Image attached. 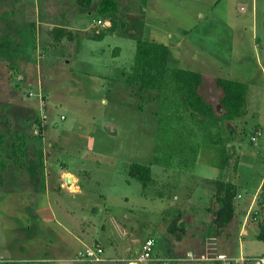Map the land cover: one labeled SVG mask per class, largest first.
Returning a JSON list of instances; mask_svg holds the SVG:
<instances>
[{
    "label": "rangeland",
    "instance_id": "rangeland-1",
    "mask_svg": "<svg viewBox=\"0 0 264 264\" xmlns=\"http://www.w3.org/2000/svg\"><path fill=\"white\" fill-rule=\"evenodd\" d=\"M117 1L121 10L113 32L92 40L83 36L87 25L100 30L108 24H96L72 0H0V133L6 138L0 151L5 162L0 167V261L61 264L63 255L38 260L40 254L25 252L21 237L22 232L36 234L33 213L43 209L30 198L52 194L51 214L49 208L43 212L55 214L56 222L62 221L59 214L74 221L85 244L114 248L117 260L112 264H127L124 258L138 251L144 237L154 239L161 256L181 258L189 252L193 258L175 264H207L200 261L206 252H199V245L214 230L207 210L214 184L201 182L198 175L227 176L238 193L248 195L244 184L256 183L262 173L264 0ZM56 26L77 28L80 44L54 42ZM137 39L165 44L170 67L201 73L206 84L213 77L244 83L246 113L199 127L178 111L180 104L168 91L138 95L126 82ZM114 47L120 49L117 54ZM216 132L219 143L201 141L203 136L215 138ZM19 137L26 157L18 160L24 158L25 168L9 170L6 178V162L9 167L12 161L4 150L12 141L19 143ZM227 146L232 155L223 165L220 154ZM39 159L40 183L36 171H30V178L26 170L37 169ZM130 163L150 167L152 181L145 188L127 175ZM51 164L85 170L79 193L60 194L49 183L43 186L42 173ZM227 227L224 241L213 245L215 254H225L226 244L232 255L238 249L249 256L264 250V240L254 238L250 227L242 236L233 224ZM129 237L137 241L123 247Z\"/></svg>",
    "mask_w": 264,
    "mask_h": 264
},
{
    "label": "trees",
    "instance_id": "trees-1",
    "mask_svg": "<svg viewBox=\"0 0 264 264\" xmlns=\"http://www.w3.org/2000/svg\"><path fill=\"white\" fill-rule=\"evenodd\" d=\"M13 1L17 2L18 0ZM72 3L92 21L97 19L109 21V26L104 29H92L87 35L89 39L100 40L105 33L113 32L121 10L117 0H72ZM127 8V6H123L122 10ZM79 38L76 32H72L66 27L56 26L52 29L51 39L56 43H60L61 40L79 42ZM167 63L168 47L165 44L137 39L134 41L132 61L126 74V82L135 88V92L140 96L150 90L168 91L171 100L173 98L178 100L177 102L180 104L176 106L178 111L181 114L186 113L189 123H198L199 127L203 124L210 125L214 121H233L246 113V87L244 83L229 78L213 77L206 84L201 73L187 68L170 67ZM216 105L219 107V111L215 110ZM177 117L182 118V116ZM196 117L201 121L198 120L197 122ZM218 131L220 132L219 126ZM219 132H216L215 138L203 136L201 141H208L212 144L218 143L221 140ZM19 138V143L12 141L11 148L4 150V152L6 157L13 162H11L13 167L23 169L25 168L23 160L26 153L21 148L24 138ZM5 141V136L0 133V151H3L2 144ZM19 155L24 156L22 161L18 160ZM231 155V147L229 151L223 150L220 155L221 163L223 165L228 164ZM38 156H41L40 150ZM7 164L6 162V170L11 166L7 167ZM39 164H41V160ZM4 166L5 162L0 161L1 169H4ZM127 175L138 180L142 188H145L152 181L150 167L145 164L130 163ZM213 184L211 200L216 204V209L212 212L211 221L218 230L227 227L235 216L237 193L236 185L229 179H215ZM249 216L256 220L257 239L264 240V194L258 195ZM180 229L182 230V228ZM0 264H17V262L1 260Z\"/></svg>",
    "mask_w": 264,
    "mask_h": 264
},
{
    "label": "crops",
    "instance_id": "crops-1",
    "mask_svg": "<svg viewBox=\"0 0 264 264\" xmlns=\"http://www.w3.org/2000/svg\"><path fill=\"white\" fill-rule=\"evenodd\" d=\"M108 26H109V22H108ZM62 27H64V26H62ZM87 28H89L88 33H90V31H92V28L88 25L85 29H87ZM67 29L71 30L72 32H76V33L78 31L77 28L67 27ZM88 33H84L83 36L86 37ZM87 39H88V37H87ZM80 41H81V39L79 40L78 44H80ZM62 42H63V40L60 41V43H62ZM78 44H77V46H78ZM119 51H120V49L118 47H114L112 49L113 54L114 53L117 54ZM74 56H76L75 52H74ZM169 56H170V54L168 52V59H169ZM118 69L121 70L120 68H118ZM256 132H258V131H256ZM254 140H255V137H254ZM257 151L260 152V149L258 148ZM230 159H231V157L228 159V162L230 161ZM67 165L68 164L63 165V166H61V165L60 166H53V164H51L50 166H47L45 170L43 168V170H44L42 173V177L44 178L42 180L43 186H45L44 184H46V186H47L49 183V186H51V188H49V189L52 192L60 193V194H63L65 192L68 194L69 193H79V191L81 190V177L83 176V174H85V170L84 169H82V170L81 169L71 170V169H69V167H67ZM40 167H43L42 162L38 166V168L35 170L33 168L27 166L26 170L29 171V175H27V177L30 176V178H31L34 175V173H33V175H31L30 171H36L35 177L36 178L38 177L37 178L38 183H40V180H39V175L41 174L40 170H39ZM248 167H249V170L252 169L250 164L248 165ZM11 169L19 171V169H16L13 166H10L6 170V178L9 177V176H7V174H8L7 172ZM261 169H262V173H260L256 183L244 184L245 185L244 187H247L249 189L250 194H248V195H246L245 193L240 194V191L238 193L239 189H237V186H236V193H237V198L235 200V204H236L235 212L236 213H235V216L233 217L232 221L229 223V224H233V226H234L233 231H237V234L241 235V236L243 235V232L246 229H248L247 227H250V229L252 231L251 234L256 239H257L258 228L254 224L253 221L251 222L250 219H248V215L252 211V209L254 207V202L257 199L258 195H260L261 193H262V195L264 194V166ZM198 179H200L201 182L211 181L212 183L215 180L214 178L202 177L200 175H198ZM225 179L228 180L227 176ZM38 183L35 186L36 189L38 188L37 186H39ZM18 193H20V192H18ZM20 196H21L20 194L17 195L18 198H21ZM36 196L37 195L35 194L30 199L31 200L36 199L38 204L42 203V205H38L37 208L39 207V208H43V209L41 211H36L33 213L35 220L38 224V226L35 229L36 234L33 233V234L29 235V234H26L25 232H22V234H21V237L24 238V241L26 243V246L24 247V249L26 250L25 252L29 253V252L33 251L34 254H38V255L40 254L39 256H35L38 258V260H44V259L47 260L46 256H50V255L53 256V254H54L57 256H61V255L64 256L63 258L61 257L62 259H59V260H61L60 261L61 264H81L80 262H78L76 260V252L82 247L83 244H85V241L82 237L83 235L81 234V232L77 231L75 229V226H73L74 221H73V223H71V221L66 220V218H65L66 216H62V214L57 215L61 218L62 221H60L59 218H58L59 221H57V222L54 221L53 217H55V214L53 213L54 215H50L51 214L50 207L52 208L51 205L53 203L55 204V201H56L55 195L52 196V194L51 195L47 194V195L43 196V198H36ZM48 208H49L50 214L48 212H47L48 214H46V212H43V210L46 211V210H48ZM215 209H216L215 203H212V206L210 207V209L207 208V210L211 214V217H212V212ZM37 212H39V213H37ZM47 216H49V218L51 219L50 222H48V220L46 218ZM197 223L199 224V222H197ZM248 223H252V224L249 226ZM211 224H212V221H211ZM228 227L222 228L225 230L224 232L222 229L216 230V228L214 227L213 231H211V232L209 231L208 232L209 234L204 236L203 242H201V244L199 245V250H200L199 252H202V251L206 252L205 253L206 256H204L202 260L200 259V261L205 260L208 262L207 264H214V262H212V261L210 262L206 258L211 257V256H217V254L214 253L215 250H213V245H215V244L219 245V239H222L224 241L225 238L223 237V235L229 234L228 233L229 230L228 231L226 230ZM49 231L51 232V235L53 236V238H51V239H50L51 235H50ZM35 235H36V238H35ZM208 235H210V237ZM31 237L36 239V240L31 242V240H33V239H31ZM145 238H147V237H144L142 239V241ZM28 240H30V241H28ZM129 241L135 242V241H137V239L129 237L128 241H126L124 243L123 247H128ZM141 242H140V244H141ZM98 243L102 247V255H103V258L105 259V262L103 264H112V262L114 260L115 261L117 260V258H115V256H114L116 254L114 248L113 249L110 248L109 251H105L104 246L100 242H98ZM123 247L119 250L124 254L125 252H123V251L127 248H123ZM139 248H140V245H139ZM139 248H138V251H139ZM41 249L43 250L42 251L43 254L41 252ZM223 249H225L224 250L225 254H223V255L237 256V255L242 254L240 252V249H238V253L235 255H232L231 250H228L229 247L227 246V244L223 247ZM37 250H39V251H37ZM50 250H51V252H50ZM138 251L134 252V254L131 255V257L127 256L124 258V260L127 262V264H132L131 260H132L133 256H135V254H137ZM154 251L157 255H159L157 250H156V247L154 248ZM263 252H264V250L262 252H259V254L263 253ZM187 253H189V252H187ZM125 254H127V253H125ZM159 256H161V255H159ZM163 257H167L170 259L168 264H175L178 261L177 260L178 258H176L174 255H171V256L164 255ZM197 261H199V260H197Z\"/></svg>",
    "mask_w": 264,
    "mask_h": 264
},
{
    "label": "built area",
    "instance_id": "built-area-1",
    "mask_svg": "<svg viewBox=\"0 0 264 264\" xmlns=\"http://www.w3.org/2000/svg\"><path fill=\"white\" fill-rule=\"evenodd\" d=\"M96 24H108L107 19H97L94 21ZM254 140L252 136L250 138ZM155 241L152 237L145 238L141 244L139 251L133 256L132 264H168L169 258L159 256L154 251ZM179 260L193 259L190 253H186L184 257L178 258ZM203 259V258H202ZM214 264H264V252L256 255H217L206 258ZM76 260L81 264H103L105 259L102 255V247L99 243L83 244L82 247L76 252Z\"/></svg>",
    "mask_w": 264,
    "mask_h": 264
},
{
    "label": "water",
    "instance_id": "water-1",
    "mask_svg": "<svg viewBox=\"0 0 264 264\" xmlns=\"http://www.w3.org/2000/svg\"><path fill=\"white\" fill-rule=\"evenodd\" d=\"M229 149H230L229 146H227V151H229Z\"/></svg>",
    "mask_w": 264,
    "mask_h": 264
}]
</instances>
